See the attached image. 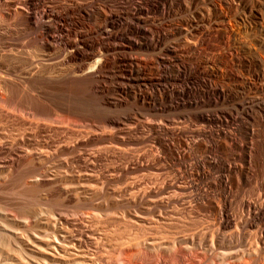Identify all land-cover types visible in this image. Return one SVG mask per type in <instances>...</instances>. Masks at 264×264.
Listing matches in <instances>:
<instances>
[{"label": "bare ground", "instance_id": "6f19581e", "mask_svg": "<svg viewBox=\"0 0 264 264\" xmlns=\"http://www.w3.org/2000/svg\"><path fill=\"white\" fill-rule=\"evenodd\" d=\"M0 264H264V0H0Z\"/></svg>", "mask_w": 264, "mask_h": 264}, {"label": "rangeland", "instance_id": "374dc122", "mask_svg": "<svg viewBox=\"0 0 264 264\" xmlns=\"http://www.w3.org/2000/svg\"><path fill=\"white\" fill-rule=\"evenodd\" d=\"M135 4H139L140 0H133Z\"/></svg>", "mask_w": 264, "mask_h": 264}]
</instances>
